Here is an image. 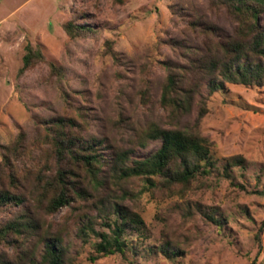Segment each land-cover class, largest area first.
<instances>
[{"label":"rangeland","instance_id":"obj_1","mask_svg":"<svg viewBox=\"0 0 264 264\" xmlns=\"http://www.w3.org/2000/svg\"><path fill=\"white\" fill-rule=\"evenodd\" d=\"M197 17L218 26L217 37L194 31L189 24ZM73 19L102 31L72 39L64 25ZM235 25L224 9L209 0H0V160L6 152L2 146L13 145L20 133L31 149L21 150L15 159L17 192L24 195L25 204L1 210L0 225L24 218L40 224L41 231L31 237L30 245L42 250L41 234L48 229L77 257L76 264H264V87L227 85L225 92L209 97L208 113L200 122L199 97L191 113L177 119L161 104L171 71L188 85L201 83L202 93L208 95L203 85L206 76L190 66L208 59L217 41L234 36ZM107 40L115 41L119 62L108 53ZM28 43L42 45L46 59L20 75ZM49 62L63 68V77L51 72ZM59 116H78L75 131L86 140H101L98 148L106 161L99 172L103 180L99 191L89 189L92 195L86 200L76 199L48 215V201L37 197L40 179L56 176L61 166L73 171L72 180L81 186L93 183L81 164L61 163L44 143L40 147L39 123ZM152 124L209 139L221 176L201 178L185 198L177 193L145 192L137 200L128 196L124 204L139 211L150 237L128 232L125 256H100L92 262L97 253L91 243H83L79 229L87 217L98 218L95 203L100 197L120 196L124 189L143 186L141 180L124 186L114 183L110 162L121 149H134L142 158L159 149L160 142L144 141ZM234 156H242L246 167H232L227 178L222 172ZM6 174L0 163V185L7 187ZM186 201L216 209L226 219L224 229L218 230L201 215L183 217L177 206ZM95 229L110 232L102 219ZM165 240L185 250V255L170 259L150 251ZM16 251L0 247V255L9 262Z\"/></svg>","mask_w":264,"mask_h":264},{"label":"trees","instance_id":"obj_2","mask_svg":"<svg viewBox=\"0 0 264 264\" xmlns=\"http://www.w3.org/2000/svg\"><path fill=\"white\" fill-rule=\"evenodd\" d=\"M211 5L224 9L235 25V35L226 37L215 43L214 52L206 60H197L190 67L199 69L206 79L203 85L208 89L205 96L201 91V83L193 82L188 85L179 79L177 72L169 73L167 82L163 87L161 104L170 110L173 118L185 116L191 113L197 97L198 122L208 113L209 97L216 92H225L227 85H243L247 87H264V0H209ZM177 13V12H176ZM194 31L203 35L216 36L219 27L206 24L197 17L190 24ZM67 35L72 39L89 37L99 34L102 28H97L86 22L73 19L64 25ZM173 42V40H172ZM181 41H174L179 43ZM114 40L105 42L108 53L119 62L120 54L115 51ZM43 46L35 47L28 43L25 46L22 67L19 74L22 75L36 65L45 61ZM51 72L63 77V68L55 62H49ZM185 68V67H184ZM80 118H82L80 116ZM78 116H59L50 120H42L39 123V145L45 144L48 150H52L56 158L64 163L72 161L81 164L89 175L92 176V187L81 186L78 181L72 180L74 172L59 167L57 175L51 178L40 179L42 183L37 197L48 201L45 212L55 215L63 208L72 205L76 199L86 200L92 194L89 189L99 191L103 185L99 172L102 171L106 161L99 152L98 144L101 140L92 138L86 140L75 131L78 125ZM144 141L148 139L161 143L159 149L148 157L136 156L134 149H121L116 152L110 162L111 177L114 183L121 186L133 184L141 180L143 186L139 189L128 188L119 196H103L97 200L96 209L98 218L102 219L104 228L110 232H98L95 225L99 219L88 218L79 229L80 237L84 244L93 246L96 256L90 260L95 262L100 256L120 254L126 255L128 247L126 234L136 233L139 237H150V229L137 210H133L124 204L128 196L137 200L145 192L152 195L178 194L185 198L187 192L194 184L201 182V178L216 174L221 176L217 160L212 154L213 143L199 133L189 132L181 128L169 129L152 124L146 130ZM26 136L20 133L16 142L11 146H2L3 152L0 163L7 168L6 177L8 186L0 185V211L20 207L25 204V197L18 193L20 188L19 177L15 171V161L20 156L21 150H31L26 145ZM16 159V160H15ZM247 161L242 156H234L227 161L224 171L225 177H231L230 169L238 167L244 169ZM234 185H238L233 183ZM92 191V192H93ZM40 200V199H39ZM177 209L185 218L201 215L204 220L223 230L226 219L216 209L206 208L200 204L193 206L189 201L178 205ZM115 217V219H113ZM40 224L32 223L29 219H17L0 225V247L10 246L17 248L16 255L8 257L0 255V264H76L77 257L72 255L67 247H64L59 236L44 230L41 234L42 250H37V245H30L31 237L41 231ZM97 238L91 241V236ZM151 252L158 251L170 259H177L185 255V250L170 240H165L160 246L150 248Z\"/></svg>","mask_w":264,"mask_h":264}]
</instances>
